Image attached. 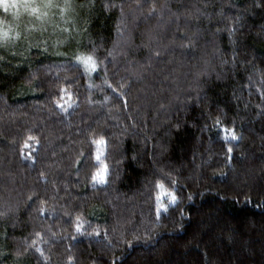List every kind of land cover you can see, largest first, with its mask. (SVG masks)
I'll use <instances>...</instances> for the list:
<instances>
[{
	"label": "trees",
	"instance_id": "16d2710c",
	"mask_svg": "<svg viewBox=\"0 0 264 264\" xmlns=\"http://www.w3.org/2000/svg\"><path fill=\"white\" fill-rule=\"evenodd\" d=\"M69 10L0 14V264H264V4Z\"/></svg>",
	"mask_w": 264,
	"mask_h": 264
},
{
	"label": "rangeland",
	"instance_id": "374dc122",
	"mask_svg": "<svg viewBox=\"0 0 264 264\" xmlns=\"http://www.w3.org/2000/svg\"><path fill=\"white\" fill-rule=\"evenodd\" d=\"M11 3L15 4V10L13 13H6L3 7H0V14H8L9 18L12 19L10 26H17L18 24L26 26L27 30H32L35 33H44L47 38H53L61 32L58 29V23L62 22L65 19V16L69 13V7L65 9V0H52V8H43L40 7L41 13H47V15H42L40 19L28 10L24 9L22 6H18L19 0H10ZM48 0H34V3L37 6H40L44 3H47ZM70 4V0H68ZM3 20H0L1 27L4 26ZM59 31V32H57Z\"/></svg>",
	"mask_w": 264,
	"mask_h": 264
},
{
	"label": "snow or ice",
	"instance_id": "6c2138e0",
	"mask_svg": "<svg viewBox=\"0 0 264 264\" xmlns=\"http://www.w3.org/2000/svg\"><path fill=\"white\" fill-rule=\"evenodd\" d=\"M260 3L261 4H264V0H260ZM18 6H22L24 9L28 10L31 14L35 15L37 17V19H40L42 15H47L46 12L45 13H41L40 12V10H39L40 7H43V8H52L54 5L52 3V0H48L47 3H44V4L40 5V6H37L34 3V0H19ZM68 7H70V4L68 3V0H65V9H67ZM8 31H11V29H9ZM8 31H4V32L0 33V39L7 40L8 39ZM81 62L84 65H86L88 67H91L93 69V71H95L96 64H95L92 56H88L86 59H84ZM77 71H79V69H77ZM109 87H111V85H109ZM113 91L115 92L116 89L114 88ZM127 104H128V102L126 100L125 101V107H127ZM57 107H62V105H57ZM222 131L225 132L226 136L229 133V130L227 128L222 129ZM231 139L232 140H237V136L235 135L234 130H232V132H231ZM228 152H229V158H231L232 149L229 148L228 149ZM98 178H99V181L101 183L104 182V176H102V175L99 176V177H97V176L94 175L92 179L95 181ZM156 186H157V188H162L163 187V185H161L159 183ZM156 199L159 201L160 200V197L157 196ZM189 199H191V197H189ZM176 201H177L176 195L174 193L171 194L169 203L172 204L173 206H175ZM161 211H167V208H162V207H158L157 208V220H159V218H160V212ZM40 214L43 216L45 213L43 211H41ZM76 231L77 232L80 231V227L79 226H77ZM97 235H99V233H97ZM73 238L75 239V237H73ZM145 239L147 240V234L145 235ZM139 240H140V237H139L138 234L133 237V241L134 242H139ZM134 242H131L130 241L128 246L129 247H133L134 246Z\"/></svg>",
	"mask_w": 264,
	"mask_h": 264
},
{
	"label": "clouds",
	"instance_id": "9594fccd",
	"mask_svg": "<svg viewBox=\"0 0 264 264\" xmlns=\"http://www.w3.org/2000/svg\"><path fill=\"white\" fill-rule=\"evenodd\" d=\"M0 7H3L6 13H13L16 6L10 0H0Z\"/></svg>",
	"mask_w": 264,
	"mask_h": 264
}]
</instances>
